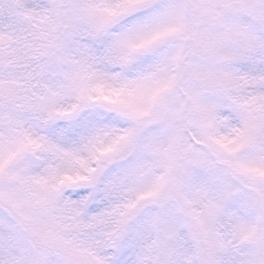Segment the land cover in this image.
Wrapping results in <instances>:
<instances>
[{"label": "snow or ice", "instance_id": "6c2138e0", "mask_svg": "<svg viewBox=\"0 0 264 264\" xmlns=\"http://www.w3.org/2000/svg\"><path fill=\"white\" fill-rule=\"evenodd\" d=\"M0 264H264V0H0Z\"/></svg>", "mask_w": 264, "mask_h": 264}]
</instances>
